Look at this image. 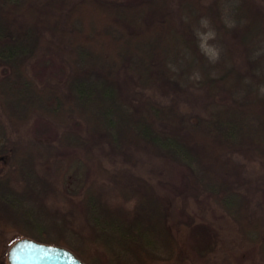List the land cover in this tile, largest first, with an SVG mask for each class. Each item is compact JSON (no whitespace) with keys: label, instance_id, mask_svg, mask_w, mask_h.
<instances>
[{"label":"trees","instance_id":"16d2710c","mask_svg":"<svg viewBox=\"0 0 264 264\" xmlns=\"http://www.w3.org/2000/svg\"><path fill=\"white\" fill-rule=\"evenodd\" d=\"M263 11L259 0H0V113L15 134L35 118L59 128L48 147L0 145V264L23 237L88 264H187L179 233L195 228L192 202L218 205L264 260V217L246 193L257 178L245 172L264 165ZM203 17L214 65L193 31ZM52 56L62 74L39 83L31 68ZM144 153L183 168L179 185L161 184L180 200L174 222L136 173ZM72 155L89 171L66 172Z\"/></svg>","mask_w":264,"mask_h":264},{"label":"rangeland","instance_id":"374dc122","mask_svg":"<svg viewBox=\"0 0 264 264\" xmlns=\"http://www.w3.org/2000/svg\"><path fill=\"white\" fill-rule=\"evenodd\" d=\"M259 4L264 6V0H259ZM45 63V66L42 65L41 68L39 66L31 68L32 75L39 83L49 79L50 73L55 74V76L62 74L59 62L55 56L48 58ZM196 110L201 113L200 109H195V112ZM58 131L59 128L48 121L35 118L20 133L15 134L10 132L5 118L0 113V145L4 143L7 137H10L12 140L23 141L27 145L38 144L48 147L54 142L53 140ZM141 157L142 159L137 166L136 173L148 179L156 187L167 205L169 219H172V222L180 219V200L175 199L168 192V189L161 184L162 182H168L179 185L183 168L175 164H164V162L150 158L146 154L141 155ZM64 162L66 172L70 171L75 165L82 166V168L78 167L79 172H84L85 174L86 171H89V168L84 167L83 163L75 155L67 158ZM106 165L112 169L110 164L107 163ZM245 172L246 175L257 178L252 183L253 187L246 193L249 194L253 205H256L257 210L264 217V165L259 162L250 163ZM45 200V203L49 202L54 206L55 200L52 196ZM135 203L126 202L125 205L128 208H132ZM204 207H209L210 209L206 210ZM191 212L194 215L195 228L182 226L179 233V238H181L191 255L187 264H264V260L257 250L259 246L257 244L254 246L247 241L240 224L225 215L218 205L210 204L209 202L201 204L192 202ZM206 225H209L211 234L207 232L208 227L206 229ZM8 236L13 237L14 234L9 233Z\"/></svg>","mask_w":264,"mask_h":264},{"label":"water","instance_id":"95a60500","mask_svg":"<svg viewBox=\"0 0 264 264\" xmlns=\"http://www.w3.org/2000/svg\"><path fill=\"white\" fill-rule=\"evenodd\" d=\"M8 264H88L71 249L23 237L7 253Z\"/></svg>","mask_w":264,"mask_h":264},{"label":"clouds","instance_id":"9594fccd","mask_svg":"<svg viewBox=\"0 0 264 264\" xmlns=\"http://www.w3.org/2000/svg\"><path fill=\"white\" fill-rule=\"evenodd\" d=\"M235 6L236 5L234 4H225L223 6L222 22L229 29H234L237 26L236 21L232 16V8ZM193 31L194 35L197 37V46L201 54L208 60L210 64L214 65L218 63L221 56V49L215 44L210 43V41H214L217 38V33L215 29L212 28L209 18H201L198 26H194ZM261 55H264V48H261L259 51L254 53L256 58L260 57ZM167 67L173 73L180 71L177 66L171 63H169ZM188 79L193 83L198 82L201 80V74L198 70H196L188 77ZM247 82L248 81H246V83ZM258 91L259 95L264 98V85H260Z\"/></svg>","mask_w":264,"mask_h":264}]
</instances>
